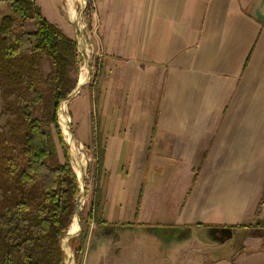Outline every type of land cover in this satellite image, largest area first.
Returning a JSON list of instances; mask_svg holds the SVG:
<instances>
[{
    "label": "crops",
    "instance_id": "obj_1",
    "mask_svg": "<svg viewBox=\"0 0 264 264\" xmlns=\"http://www.w3.org/2000/svg\"><path fill=\"white\" fill-rule=\"evenodd\" d=\"M89 2L97 57L77 110L103 151L102 213L126 192L132 228L157 214L186 238L163 264H264V0Z\"/></svg>",
    "mask_w": 264,
    "mask_h": 264
},
{
    "label": "trees",
    "instance_id": "obj_2",
    "mask_svg": "<svg viewBox=\"0 0 264 264\" xmlns=\"http://www.w3.org/2000/svg\"><path fill=\"white\" fill-rule=\"evenodd\" d=\"M8 3L10 14L0 15V264H63L61 240L79 183L57 112L77 85V44L34 1ZM89 7L87 0L86 23ZM92 154L97 175L87 220L100 226L103 151Z\"/></svg>",
    "mask_w": 264,
    "mask_h": 264
},
{
    "label": "rangeland",
    "instance_id": "obj_3",
    "mask_svg": "<svg viewBox=\"0 0 264 264\" xmlns=\"http://www.w3.org/2000/svg\"><path fill=\"white\" fill-rule=\"evenodd\" d=\"M7 1L8 0H0L1 16L10 14ZM32 1H34L39 7L43 17L48 22L55 26L57 25L56 27H58L66 36L71 37L76 41L79 58L77 76L78 83L79 76L81 75L80 73L82 72L81 69L83 70L84 67H87L88 70V67L90 68L87 82L83 84L80 90L70 100H64L62 103L65 104L63 106L60 105L57 112V124L63 136V140L68 147L71 166L72 157L69 145L67 143V137L61 130V124H59L61 121L59 119H61L63 116L68 118V126H70L73 134L72 138L74 143H76L74 145L78 149V152L83 155L85 160L83 169L84 195L82 197L81 194L79 231L74 236L66 238L69 235L67 232L61 240L63 264H159V260H162V256L167 257V255H169V253H171L175 248L184 246V243L187 241V239H176L175 234H164L159 229V227H161L158 225L160 218L157 214L146 216L142 215V218L140 217V221L147 222L148 224L132 228L131 226L134 225L133 219L135 217V196L132 201L126 202L128 193L124 192V204L122 205L121 202V205L115 208L114 214H108L106 212L107 209L103 211L102 220L112 223V226L110 227L111 232H109L108 235L102 234L100 237H98L99 235L96 236L95 234L97 232L98 234L99 232H102V229H99L98 226L89 223L87 220V213L95 186V177L97 175L95 168L96 162L92 154V147L89 146V144H84V138L81 133V131L86 128V122L77 110L78 104L84 101L86 90H88V86L92 80L95 59L97 57L95 54L94 40L91 37V34L88 32L87 25L85 23L86 15L84 10L87 5V0H82L83 3L79 1L72 2L69 0ZM70 9L75 11L74 14H76L78 17L76 23L70 19ZM88 14L89 12L87 15ZM79 41L80 43H78ZM89 107L91 110L90 103ZM89 121L91 123L92 119ZM142 179L146 181V177L143 178L142 176ZM141 182H143V180L138 182V188ZM78 183L79 192L81 193L80 182ZM170 219L171 218L168 216L167 220ZM122 226H124L123 228L128 230L129 233H126L125 229H121ZM128 234H131L132 236H128ZM197 248L200 249L197 250L196 253V257L199 258V254H201L203 247L197 246ZM196 264H199V261H196Z\"/></svg>",
    "mask_w": 264,
    "mask_h": 264
},
{
    "label": "bare ground",
    "instance_id": "obj_4",
    "mask_svg": "<svg viewBox=\"0 0 264 264\" xmlns=\"http://www.w3.org/2000/svg\"><path fill=\"white\" fill-rule=\"evenodd\" d=\"M69 1H72V2L73 1H79V2L83 3L82 0H69ZM74 12L75 11H72L70 9L69 10V15H70V19L74 23H76L78 17H77L76 14H74ZM78 43H80V41ZM86 64H87V61H86ZM81 71L82 72L80 73L81 75L79 76V83L78 84L83 86V84H85L87 82V80H88V70H87V67H84L83 70L81 69ZM64 104L65 103H62L61 106H63ZM59 120H61L60 123H59V124H61V130L63 131L64 135L67 137V143L69 145L70 152H71V157H72V167L74 169V173H75L76 177L78 178V180L80 182L81 194H82V197H83V195H84V191H83V187H84V182H83L84 181V176L81 174V171L84 169L85 160H84L83 155L78 152V149L74 145L76 143H74V140L72 138V135L69 132L68 118L65 117V116H63ZM78 231H79V212L74 217L73 222L71 223V225H70V227H69V229L67 231L68 232L67 234H69V235L66 238H68L70 236H74L75 234H77Z\"/></svg>",
    "mask_w": 264,
    "mask_h": 264
},
{
    "label": "water",
    "instance_id": "obj_5",
    "mask_svg": "<svg viewBox=\"0 0 264 264\" xmlns=\"http://www.w3.org/2000/svg\"><path fill=\"white\" fill-rule=\"evenodd\" d=\"M8 3V1H7ZM8 6H9V3H8ZM4 16V15H3ZM90 71V68L88 67V72ZM82 87V85H79L78 82H77V85L75 87V89L70 93V95L65 99L66 101L67 100H70L79 90L80 88ZM62 104V102H61ZM60 104V105H61ZM69 132L71 133V135L73 136L72 134V131L70 129V126H69ZM81 174L84 176V170L81 171ZM77 178V177H76ZM78 180V178H77ZM79 182V181H78ZM81 204V193L79 192L78 196H77V199H76V213H75V216L78 214L79 212V209H80V205Z\"/></svg>",
    "mask_w": 264,
    "mask_h": 264
}]
</instances>
